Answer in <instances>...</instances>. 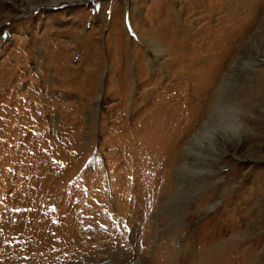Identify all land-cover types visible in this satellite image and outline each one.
Masks as SVG:
<instances>
[{
    "label": "rangeland",
    "instance_id": "374dc122",
    "mask_svg": "<svg viewBox=\"0 0 264 264\" xmlns=\"http://www.w3.org/2000/svg\"><path fill=\"white\" fill-rule=\"evenodd\" d=\"M12 1L0 264H264V0Z\"/></svg>",
    "mask_w": 264,
    "mask_h": 264
},
{
    "label": "clouds",
    "instance_id": "9594fccd",
    "mask_svg": "<svg viewBox=\"0 0 264 264\" xmlns=\"http://www.w3.org/2000/svg\"><path fill=\"white\" fill-rule=\"evenodd\" d=\"M253 238L254 234L250 228H235L226 238L215 243V254L220 257L229 251L243 248Z\"/></svg>",
    "mask_w": 264,
    "mask_h": 264
},
{
    "label": "bare ground",
    "instance_id": "6f19581e",
    "mask_svg": "<svg viewBox=\"0 0 264 264\" xmlns=\"http://www.w3.org/2000/svg\"><path fill=\"white\" fill-rule=\"evenodd\" d=\"M6 1V0H5ZM9 1V0H8ZM12 0H10V2H11ZM87 0H66V1H61L60 2V0H53V1H51V2H49L48 4H44V5H41L42 3H39V4H35V7L34 8H38V7H41V8H46V7H53V6H59V5H62V4H64L65 5V3L67 4V5H65L66 7H71L72 5L74 6V5H77V4H81V3H85ZM248 1V0H247ZM13 2V1H12ZM236 2V1H235ZM238 3H239V1H238ZM236 4V3H235ZM236 15V14H235ZM3 39V38H2ZM156 45V44H155ZM158 45V44H157ZM160 47L162 48V45L160 44ZM160 48V49H161ZM158 51H165V49H164V47H163V49L162 50H159V49H157ZM156 50V51H157ZM223 80V79H222ZM215 100V99H214ZM235 131H238L237 129H234ZM234 131V132H235ZM200 132V131H199ZM200 135V134H199ZM197 133L196 134H194L193 135V137L190 139V142H192L194 139H196L197 138ZM213 137L211 136V139H212ZM211 142V141H210ZM212 145V144H211Z\"/></svg>",
    "mask_w": 264,
    "mask_h": 264
}]
</instances>
